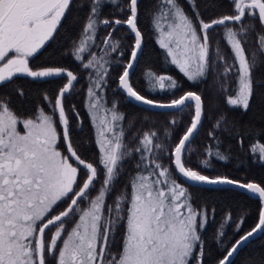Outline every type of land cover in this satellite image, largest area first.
I'll list each match as a JSON object with an SVG mask.
<instances>
[{
	"label": "snow or ice",
	"instance_id": "obj_1",
	"mask_svg": "<svg viewBox=\"0 0 264 264\" xmlns=\"http://www.w3.org/2000/svg\"><path fill=\"white\" fill-rule=\"evenodd\" d=\"M106 2L116 4L117 0ZM186 2L192 15L179 0H155L150 19L156 43L166 53V59L170 58V63L190 82H203L210 72L225 65L223 73H218L221 76L216 81L218 90L234 92L226 97L227 105L247 112L255 88L264 87V81L258 85L253 75L264 65V60L255 58L264 57V34H257L258 47L250 54L245 45L247 37L255 32V24L245 25L244 18L255 19L264 28V0H230L234 14L208 21L203 18L196 0ZM72 4L73 0H0V83L10 82L16 74L33 79L66 76L67 80L54 103L45 94L50 112L38 108L34 118L23 121H19L9 107L10 99L0 98V264H47L48 258L54 259L55 264H191L197 246L200 251L195 255L196 264H203L199 230L205 229L208 213L194 209L188 189L172 178L173 168L193 187L232 185L258 195L261 202L258 222L218 261V264H226L239 246L258 230L264 231V186L255 182L242 183L226 175L210 177L186 166L184 157L191 151L188 143L202 125L204 116L202 93L187 91L162 103L134 89L130 82L131 70L143 50V35L137 24L139 0H128L126 10L129 14L125 20L99 19L102 0H90L79 39L73 41L72 56L82 69L89 70L86 109L98 149L96 164L82 159L73 147L70 121L63 103L78 75L61 67L33 70L29 66V58L54 38ZM100 24L113 28L126 25L130 34H134L130 58L123 65L117 83L127 99L149 108L183 111L191 105L190 123L174 147L157 142L156 131L139 135L135 148L126 143V130L121 125L125 114L118 111L117 102L111 107L104 102L110 75L107 57L117 52L120 45L118 41L110 43L112 33L109 32L102 40L106 47H100L101 54L91 52ZM218 27L224 29L220 39L231 53V62L223 54L219 41L215 48L213 46L210 32ZM230 76L235 87L231 86ZM144 78L148 92L171 93L180 87L170 75H156L149 70ZM18 94L23 96V91L18 90ZM72 111L80 120L74 107ZM224 120L221 117L214 127L219 128ZM18 121L23 123V134L17 130ZM57 122L68 155L58 150ZM209 136L213 133L209 132ZM206 151L218 160L227 159L219 150L213 152L209 148ZM250 151L258 153L259 160L264 161V144H252ZM133 156L137 157L136 171L125 189L109 204L107 197L124 173V162ZM165 157L171 161L168 166L163 163ZM199 163L205 169L210 167L207 159ZM82 169L85 178L81 185L79 173ZM101 171L102 182L96 189L97 194L92 196L90 193L101 181ZM65 200L67 206L52 215L55 206ZM73 221L69 230L67 224ZM121 225L124 233L120 250L112 252L110 241H114ZM240 226V223L236 225L237 230ZM51 228L55 231L46 240V231ZM222 235L221 231L218 241ZM61 240L62 245L58 247Z\"/></svg>",
	"mask_w": 264,
	"mask_h": 264
},
{
	"label": "trees",
	"instance_id": "obj_2",
	"mask_svg": "<svg viewBox=\"0 0 264 264\" xmlns=\"http://www.w3.org/2000/svg\"><path fill=\"white\" fill-rule=\"evenodd\" d=\"M179 2L185 11L192 15L191 8L186 0H179ZM228 2L229 0H196L198 9L206 21L218 16L234 14L231 9H228ZM81 4H83V7H80ZM89 4L90 0H73L71 9L67 12L54 38L46 42V45L38 53L29 58V66L33 70L61 67L78 75V80L74 82L70 92L65 95L63 103L70 121L73 147L86 162L96 164L98 149L94 142L95 130L86 109V90L89 83L86 77L89 70L82 69L81 64L75 61L72 56L73 41L79 39L89 11ZM154 4L155 0H139L137 24L143 35V50L131 72L130 82L132 86L141 95L159 102L171 101L188 90L202 93L204 116L202 125L188 143V148L191 151L185 154L184 162L186 166L191 167L193 170H199L201 174L210 177L226 175L234 180L241 182L254 181L264 186V161L259 160L258 153L250 151L252 144H264V87L257 86L255 88L250 108L245 112L238 107L227 105L226 97L230 90L221 92L218 90V85L214 86L212 84V79L213 82L216 77H219V80L221 79L218 73H223L225 65L221 64L219 68L210 72L203 82L188 81L170 63V58L166 59V53L156 43L150 19ZM127 5L128 0H117L116 4H110L106 0H102L99 19L114 20L118 18L125 20L129 14L126 10ZM213 31L214 29L210 32V36L212 42H215L214 38L216 36ZM109 32L112 33L111 38H115L120 46L115 53H111V49H109L111 54L107 57L109 60L107 66L110 75L107 78V85L104 90V102L107 107H111L114 101L117 102L118 111L125 114L126 118L121 122V125L126 130V143L129 147L135 148L139 135L146 131H156L158 134L157 142L165 143L168 148L174 147L179 136L183 134L188 123H190L191 105L183 111L180 109L157 111L145 109L128 100L117 88L119 75L123 71V65H126L128 61L131 46L134 42L127 28L122 25H117L114 28L112 25L108 27L102 24L98 25V35L91 52L101 54L100 47H106L102 45V40L108 36ZM247 42H251L250 36H248ZM245 46L250 54L256 48L253 45L247 46L246 44ZM226 48L222 50L223 54L231 62V53L227 46ZM121 53H123L122 58ZM255 58L263 60L259 56ZM87 59L88 55L85 54L84 61L87 62ZM149 70L156 75H170L178 82L180 87L171 93L146 91L144 77ZM253 75L258 85L259 82L264 81V65L258 67ZM228 79L231 86L235 87L233 77L230 76ZM66 82V76L33 79L25 74H16L10 82L0 83V98L10 99L9 107L19 117L34 116L37 114L38 108H42L48 113L50 112V106L48 101L44 99L45 94L50 96L52 103H54L56 94ZM18 90L23 91V96L18 94ZM214 95H217L218 99L213 100ZM73 107L79 113L80 120L72 111ZM172 117L173 119H171ZM221 117H224L225 120L220 123L219 128H215L214 125ZM173 120H176L177 123L172 124L171 121ZM57 125L59 126L60 146L63 151L67 152L63 142L62 129L58 122ZM209 132L213 133L212 137L209 136ZM209 148L213 152L219 150L227 156V159L221 161L215 156L209 155L206 151ZM206 159L210 162V167L207 169L201 167L199 163ZM136 160L137 157L133 156L124 162V173L115 182L114 191L107 197L109 204L112 203L113 197L128 185L130 176L136 171L134 168ZM163 163L168 166L171 161L165 157ZM82 172L85 171L82 169ZM102 175L101 171V181L96 183L95 189L90 193L92 196L97 194L96 189L99 188L102 182ZM171 175L172 178L188 189L194 209L207 210L208 222L205 229L199 230L203 241V264H216L226 254L230 246L257 223L260 201L231 187H193L180 179L174 168ZM210 188L213 190H209ZM128 192L130 193V188ZM72 223L67 224L69 230ZM238 223L241 226L237 230L236 225ZM221 225H223V228H221ZM54 231L55 228L46 231V240L50 239ZM221 231L223 235L220 236L218 241L217 236ZM123 233L124 228L121 225L116 231L114 241H110V251L118 252L120 250L119 244H121ZM199 251L200 248L197 246L194 249L191 264H196L195 255L199 254ZM47 264H55L54 259L48 258ZM229 264H264V231L242 246Z\"/></svg>",
	"mask_w": 264,
	"mask_h": 264
},
{
	"label": "rangeland",
	"instance_id": "obj_3",
	"mask_svg": "<svg viewBox=\"0 0 264 264\" xmlns=\"http://www.w3.org/2000/svg\"><path fill=\"white\" fill-rule=\"evenodd\" d=\"M227 7H228V9H231L232 10V4L230 3V0H229V2H228V4H227ZM218 17H220V16H218ZM217 18V17H216ZM244 24L245 25H248V24H255V32H253V33H251L249 36H250V38H251V42H247L246 44H247V46H255L256 48L258 47V44L256 43V38H257V34H264V28H261V26L258 24V21L257 20H255V19H252V18H250V17H245L244 18ZM231 26V25H230ZM223 31H224V29H223V27H220V28H216V29H214V34H215V42H213V46H214V48H215V45H216V42L217 41H219V46H220V48L223 50H225V49H227L226 48V45H225V42L222 40V39H220V37L222 36V34H223ZM248 38V37H247ZM111 42H115V38H111V41H110V43ZM260 57V56H259ZM9 58H11V55L9 56ZM263 60H264V57H261ZM6 62V61H5ZM215 80H214V82H213V79H212V84H214V86H216L217 84H216V81H218L219 80V77H216V78H214ZM234 93V92H233ZM232 92H231V90H230V93H228V95H234ZM227 95V96H228ZM215 99H218V96L217 95H214L213 96V100H215ZM12 110V109H11ZM13 111V110H12ZM47 113V112H46ZM18 118H19V121H23V120H25V119H30V118H34L36 115H34V116H31V117H19L16 113H14ZM171 119H173V117L171 118ZM18 121V124H17V130L21 133V134H23L24 133V131H25V129H24V126H23V123H21V122H19ZM57 128H58V130H59V126L57 125ZM59 132V131H58ZM63 136V135H62ZM64 142V141H63ZM58 150H60L64 155H68V152H65V150L63 151V149L61 148V146H60V138H59V141H58ZM73 163H75L74 161H73ZM84 178H85V172H82V170L80 171V173H79V182H80V184H82L83 183V180H84ZM176 180V179H175ZM177 181V180H176ZM178 183H180L179 181H177ZM182 186H183V184L182 183H180ZM67 200H65L64 202H61V203H59L57 206H55V211H53L52 212V215H55V214H57L59 211H61L63 208H65L66 206H67ZM73 223H74V221H73ZM73 223H72V225H71V227L73 226ZM71 227H70V229H71ZM123 228H124V226H123ZM65 235H67V233L65 234ZM49 239V238H48ZM62 245V241H61V243L58 245V247L59 246H61ZM120 245L121 244H119V249H120ZM58 249V248H57ZM58 251V250H57Z\"/></svg>",
	"mask_w": 264,
	"mask_h": 264
},
{
	"label": "water",
	"instance_id": "obj_4",
	"mask_svg": "<svg viewBox=\"0 0 264 264\" xmlns=\"http://www.w3.org/2000/svg\"><path fill=\"white\" fill-rule=\"evenodd\" d=\"M123 26H125L126 28H127V26L126 25H123ZM128 29V28H127ZM129 31V30H128ZM130 33V32H129ZM132 35V37L134 38V34H131ZM134 43V42H133ZM130 55H131V52H130ZM130 55H129V58H130ZM129 58H128V60H129ZM128 62V61H127ZM136 63V62H135ZM127 64V63H126ZM134 67H135V65H134ZM134 67H133V69H134ZM132 69V70H133ZM132 70H131V72H132ZM123 72V71H122ZM122 74V73H121ZM187 92V91H186ZM185 93V92H184ZM183 93V94H184ZM124 94V93H123ZM182 94V95H183ZM125 95V94H124ZM181 96V95H180ZM129 100V99H128ZM132 103H134V104H136V105H138V106H140V107H143V108H145V109H149V110H158V111H172V110H176V109H166V108H159V107H156V108H149L148 106H146V105H143V104H138V103H136L134 100H130ZM168 102H170V101H168ZM162 103H167V102H162ZM199 129V128H198ZM198 131V130H197ZM196 134V133H195ZM194 134V135H195ZM194 137V136H193ZM192 139V138H191ZM190 139V140H191ZM64 144H65V142H64ZM65 146H66V148H67V145L65 144ZM175 170V169H174ZM176 172V171H175ZM176 174L179 176V178L180 179H182L183 181H185L177 172H176ZM248 182H254V181H248ZM248 182H242V183H248ZM255 183H257V182H255ZM209 187H231V188H234V189H236V190H240V191H242V192H245L246 194H248L249 196H251V197H254V198H257V199H259V197H258V195H256V194H250L247 190H244V189H241V188H239V187H234V186H232V185H215V186H209ZM260 201V200H259ZM260 204H261V202H260ZM258 222V221H257ZM253 228V227H252ZM251 228V229H252ZM250 229V230H251ZM250 230H248V231H250ZM247 231V232H248ZM247 232H245L244 234H242L241 236H243V235H245ZM262 232V230H258L256 233H254L253 234V236L252 237H250L249 239H248V241H250L251 239H253V238H255V237H257L260 233ZM240 236V237H241ZM239 237V238H240ZM238 238V239H239ZM237 239V240H238ZM247 241V242H248ZM236 242V241H235ZM235 242L233 243V244H235ZM247 242H245V243H243L241 246H239V249L242 247V246H244ZM232 244V245H233ZM232 245L230 246V248L229 249H231V247H232ZM228 252V251H227ZM227 252H226V254L225 255H227ZM236 254V253H235ZM234 254V255H235ZM224 255V256H225ZM234 255L230 258V261L233 259V257H234ZM223 258V257H222ZM221 258V259H222ZM229 261V262H230ZM229 262H226V264H229ZM217 264H218V262H217Z\"/></svg>",
	"mask_w": 264,
	"mask_h": 264
}]
</instances>
